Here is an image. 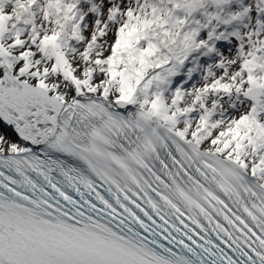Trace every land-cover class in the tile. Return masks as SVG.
<instances>
[{
  "label": "snow or ice",
  "instance_id": "1",
  "mask_svg": "<svg viewBox=\"0 0 264 264\" xmlns=\"http://www.w3.org/2000/svg\"><path fill=\"white\" fill-rule=\"evenodd\" d=\"M0 264H264V0H0Z\"/></svg>",
  "mask_w": 264,
  "mask_h": 264
}]
</instances>
